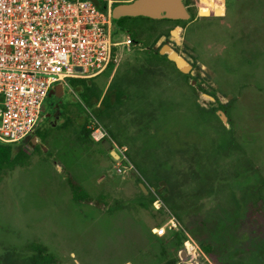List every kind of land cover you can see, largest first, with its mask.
<instances>
[{"label":"rangeland","instance_id":"rangeland-1","mask_svg":"<svg viewBox=\"0 0 264 264\" xmlns=\"http://www.w3.org/2000/svg\"><path fill=\"white\" fill-rule=\"evenodd\" d=\"M188 2L191 16L179 24L129 18L134 38L120 31L113 64L89 80L88 97L101 100L108 90L101 113L132 168L117 172L100 142L82 138L85 108L92 111L82 79L68 80L56 120L48 113L58 98L46 97L33 146L16 142L14 159L0 145V254L29 255L27 245L38 241L53 264H162L180 252L173 234L181 230L199 247L213 244L211 256L189 245L184 264L264 263V228L244 217L251 187L264 209V0ZM174 27L177 44L168 39ZM166 43L190 59L188 78L153 55ZM132 156L169 186L184 208L181 227L155 234L166 205L140 195ZM67 176L90 201H74Z\"/></svg>","mask_w":264,"mask_h":264},{"label":"built area","instance_id":"built-area-1","mask_svg":"<svg viewBox=\"0 0 264 264\" xmlns=\"http://www.w3.org/2000/svg\"><path fill=\"white\" fill-rule=\"evenodd\" d=\"M123 1L0 0V142H19L33 133L54 85L66 87L70 78H92L113 64L122 41L113 30L111 9ZM85 109L90 139L108 140L117 172L132 168L127 146ZM164 207L168 216L155 228L156 235L181 227ZM187 236L190 248L201 252Z\"/></svg>","mask_w":264,"mask_h":264},{"label":"trees","instance_id":"trees-1","mask_svg":"<svg viewBox=\"0 0 264 264\" xmlns=\"http://www.w3.org/2000/svg\"><path fill=\"white\" fill-rule=\"evenodd\" d=\"M184 3L186 6L189 4L188 0H184ZM188 11L189 12L191 11L190 7H188ZM140 17H142V16H140ZM125 18H121L119 20L113 19V30H114V32H116L118 30L117 25L121 21H123ZM146 19H148V18H146ZM167 21H169V20H167ZM175 22L179 24V23H182L185 21L184 20H180V21L175 20ZM153 55H156V56L168 61L169 63H171L174 66V64L166 58V54L159 55L156 52V53H153ZM175 69L178 70L176 67H175ZM183 75L185 78L189 77L188 74H183ZM73 79H77V78H70L69 80H73ZM90 79L91 78L82 79L84 81L85 80L87 81V82H84L85 90H84V94H83L84 96H86V100H85L86 104L88 107H90L92 109V113L98 118V120L104 124V126L107 128L109 133L113 137H115V134L113 133L112 129L109 127V125L107 123L108 121H106L104 119L103 113H101V111H102L101 108H103L107 103L108 90L106 91L105 95L102 97L101 100H100V94H98L95 98L88 97L86 92L90 89V85H91L89 83ZM219 108L222 109L224 112H227V106L226 105H223V104L219 105ZM81 136L83 139H85L89 136V130L85 126V121L81 122ZM26 138H24V139H26ZM88 138H90V137H88ZM118 142H120V141H118ZM0 145L8 147L7 149H4V154L7 156L9 154L12 157H14V159L22 151L21 150L22 145H20V143H16V142L3 143V142H0ZM10 145H13L11 154L9 153L10 152L9 149H11ZM128 158L130 159V156H128ZM132 160L134 161L136 168H138V171L141 173L142 178H139V181H141L146 186V188L148 190V193L145 194L141 190V188L138 187L140 195L144 198L147 197L149 202H151L153 199L156 200V196H155V194H156L159 197V199L167 206V208L174 212V214L176 215V218L178 220H180V221L183 220L182 219V213H183L182 211L184 208H181L180 205L177 204V202L172 200V198L170 197V194H169V186H163V187L158 186V179L156 176L157 171L153 170V169H149L147 167L149 169V172H150L149 173L146 167H142L141 164L137 163V161H136L137 159L135 158V156H132ZM155 180H157V181H155ZM67 181H68V184H69V187L71 190V194H72V198L74 199V201H78V202L90 201L91 198L89 197L87 192H85L83 190V188L78 183L73 181L68 176H67ZM150 187L155 188L154 193L149 189ZM254 190H255V188L251 187V188H249V192H246L244 195V201L246 204V206H245L246 210H245L244 217H245L247 222L256 223L259 226V228L257 227V229L262 231L264 228V209H262V206H261V200H262L261 196H259V197L255 196ZM142 205L144 206V204H142ZM258 205L260 206V208L258 207ZM173 236H174L176 246H182L183 247L185 245V248L189 247L190 241H189V238L185 232L179 230V231L175 232L173 234ZM192 237H194V239H199L195 234H194V236L192 235ZM26 248L30 251L29 255L21 254L15 249H6V251L4 253L0 254V264H53L55 262L54 258L50 255L47 248L41 242L32 241L27 245ZM200 248L208 256L212 255L213 244L211 242L205 241V240L201 241L200 242ZM174 263H175L174 261L171 262V264H174Z\"/></svg>","mask_w":264,"mask_h":264},{"label":"water","instance_id":"water-1","mask_svg":"<svg viewBox=\"0 0 264 264\" xmlns=\"http://www.w3.org/2000/svg\"><path fill=\"white\" fill-rule=\"evenodd\" d=\"M111 14L114 20L138 16L150 19L188 20L191 16V13L188 11V7L184 3V0H127L114 4L111 9ZM177 30L178 27H174L170 31L169 36V38L175 43L178 42V38L176 36ZM158 53L160 55L166 54L167 59L170 60L183 74L190 73V59L178 54V52L173 50L169 44H163L159 48ZM57 91L59 94H55ZM63 91V86L61 84H56L49 90L47 97H51L52 95L55 97H61ZM218 114L224 122H227L223 110H219ZM24 141L25 139L22 140V142ZM36 141L37 136L33 135L31 144H35ZM101 145L105 150L110 152L111 156L116 157V154L111 150V145L108 140H103ZM57 165L59 168H61L59 164ZM138 185L145 194L148 193L146 186L142 182H139Z\"/></svg>","mask_w":264,"mask_h":264},{"label":"flooded vegetation","instance_id":"flooded-vegetation-1","mask_svg":"<svg viewBox=\"0 0 264 264\" xmlns=\"http://www.w3.org/2000/svg\"><path fill=\"white\" fill-rule=\"evenodd\" d=\"M189 5V4H188ZM132 18V17H126L123 21H121L118 25H117V27H118V30L116 31L118 34H119V32L121 31V32H125V33H127L129 36L131 35L132 37V39L134 38L133 37V32L131 33V30L129 29V24H130V19ZM164 20V19H163ZM175 21V20H174ZM180 21V20H179ZM173 29V28H172ZM171 29V30H172ZM170 30V31H171ZM135 33V32H134ZM129 36H128V39L127 40H125L124 42H126V43H128L129 41H130V38H129ZM169 36H170V32H169V34H168V39L169 40H171L170 38H169ZM176 36H177V38H178V35L176 34ZM178 42H179V40H178ZM177 42V43H178ZM171 43H174V44H177V43H175L173 40H171ZM166 44H169L170 45V47H171V44L170 43H166ZM163 45V44H162ZM161 45V46H162ZM160 46V47H161ZM159 50V49H158ZM158 50H157V53H158ZM154 53H156V52H154ZM159 54V53H158ZM179 54V53H178ZM160 55V54H159ZM181 55V54H180ZM167 58V57H166ZM191 63V62H190ZM191 70H192V63H191ZM191 70H190V73H191ZM190 73H188V74H190ZM63 93L64 92H62V96H63ZM55 94H58L57 92L55 93ZM212 95V96H211ZM211 95H208L211 99H214V95L213 94H211ZM61 96V97H62ZM52 97H54V98H58L57 100H55L53 103H52V106H51V109L49 110V113H48V116H49V119L51 120V119H54V120H56L57 119V117H58V115L61 113V111H62V104H61V102L59 101V98L60 97H55V96H51L50 98H52ZM41 116H42V112H41ZM38 127H39V124L36 126V128L34 129V131H33V133H31L29 136H27V138L25 139V143L23 144V146L25 147V146H30V144H31V139H32V136L33 135H36L37 137L39 136V131H38ZM32 146H33V144H32ZM179 251L180 252H177L176 253V255L174 256V255H167V254H165V256H164V260H163V263L162 264H171V262L172 261H174L175 263L174 264H184V262H183V260L185 259V257L187 256V251H188V253L190 252V249H189V247H187V248H185V245L182 247V246H180V249H179ZM259 254H261V253H259ZM262 255H264V254H262ZM214 261H215V259H213ZM264 261V260H263ZM186 263L187 264H192L190 261H189V259H188V261H186ZM210 263V262H209ZM196 264H203V263H201V262H196ZM211 264V263H210ZM216 264H218L217 262H216ZM264 264V263H263Z\"/></svg>","mask_w":264,"mask_h":264},{"label":"crops","instance_id":"crops-1","mask_svg":"<svg viewBox=\"0 0 264 264\" xmlns=\"http://www.w3.org/2000/svg\"><path fill=\"white\" fill-rule=\"evenodd\" d=\"M64 88V87H63ZM64 92V91H63ZM57 93L59 94V92L57 91ZM105 150V149H104ZM107 151V150H106ZM108 152V151H107Z\"/></svg>","mask_w":264,"mask_h":264},{"label":"bare ground","instance_id":"bare-ground-1","mask_svg":"<svg viewBox=\"0 0 264 264\" xmlns=\"http://www.w3.org/2000/svg\"><path fill=\"white\" fill-rule=\"evenodd\" d=\"M176 34H177V32H176Z\"/></svg>","mask_w":264,"mask_h":264}]
</instances>
